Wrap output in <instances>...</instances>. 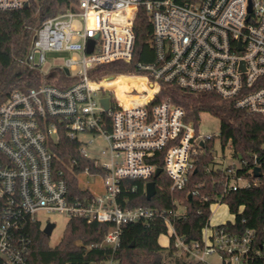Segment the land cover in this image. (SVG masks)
<instances>
[{
    "label": "built area",
    "instance_id": "2783aa9c",
    "mask_svg": "<svg viewBox=\"0 0 264 264\" xmlns=\"http://www.w3.org/2000/svg\"><path fill=\"white\" fill-rule=\"evenodd\" d=\"M28 1L0 0V11L23 9ZM140 6L152 21L154 61L138 69L147 82L157 85V92L162 82L188 93H214L232 100L235 108L264 116V0H76L78 10L40 24L22 58L38 83L11 92L0 104V264H28L30 227H44L35 215L54 212L107 224L100 246L112 255L120 246L123 225L159 217L169 234L168 246L172 243L187 262L206 263V257L217 255L221 264H264V238L258 239L252 230L238 233L209 223L200 241L186 242L172 225L184 211L122 209L117 203L120 182H150L158 169L169 177L171 191H182L210 137L199 134L172 102L152 105L157 92L143 105L125 107L116 90L105 85L119 76L89 75L100 65L131 61L132 25ZM127 8H132L129 16L118 21L117 14ZM90 40L93 48L88 53ZM48 52L73 54L62 66L44 72ZM102 98L109 100L107 110ZM60 130L80 143L85 157L80 136L104 139L99 155L103 162L93 159L105 171L101 194L69 199L66 182L53 172L46 143ZM235 168L225 169L224 191L247 185L232 179ZM98 264L119 260L112 257Z\"/></svg>",
    "mask_w": 264,
    "mask_h": 264
},
{
    "label": "trees",
    "instance_id": "16d2710c",
    "mask_svg": "<svg viewBox=\"0 0 264 264\" xmlns=\"http://www.w3.org/2000/svg\"><path fill=\"white\" fill-rule=\"evenodd\" d=\"M175 1L182 3L183 0ZM75 7L76 0H29L26 8L0 11V104L11 92L24 91L38 83L37 76L22 63L36 29L44 20ZM131 9L121 10L117 14V20L121 21L128 17ZM132 31L134 51L131 61L100 65L90 72L92 78L144 75L138 69V65L152 63L154 51L152 21L141 6L136 12ZM60 74L63 76V73ZM118 80L119 78H115L105 85L111 84L116 88ZM127 81L133 83L131 88L137 90V95L131 94L128 99H124L119 94L118 101L125 107L143 105L158 89L156 84L143 82L139 78L124 79V84ZM143 91L147 94L142 95ZM165 101L181 107L186 119L193 121L196 128L201 113L218 119L217 138L221 149L223 151L227 147L230 148L232 158L239 163L232 179L242 180L247 185L237 187L236 190L224 191L226 170L215 166L214 137L210 136L205 140L203 151L198 154L194 169L182 191H171V181L162 171L150 179L155 183L156 194L147 200L144 190L148 180L125 179L120 182V193L117 196L119 207L122 209L143 207L156 211H176L180 207L184 213L173 219V228L183 240L193 242L200 241L202 230L209 226L211 206L215 203H224L234 216V220L217 227L225 226L238 233L252 230L255 236L262 240L264 116L235 108L232 100L223 99L214 93H188L174 85L161 82L159 91L151 103L155 105ZM46 143L53 156V172L66 182L69 199L74 201L94 197L97 193L84 187L78 181V176L87 171L89 176L86 177L89 181H95L103 177L105 171L96 166L93 159L85 157L81 152L80 143L68 138L63 130L58 132L55 139L48 138ZM155 163L159 167L162 166L158 161ZM256 167H259V172H254ZM193 192L196 193L192 194ZM107 229L108 225L105 223L72 217L67 222L59 244L51 248L47 245L49 237L42 233L39 224H34L30 227L32 245L28 264H98L112 257L119 260V264H207L187 262L183 256L178 255L172 243L168 247L160 246L158 238L166 233L167 229L159 217L146 223L140 221L123 225L120 246L114 255L109 248L100 246ZM93 245L98 247H91Z\"/></svg>",
    "mask_w": 264,
    "mask_h": 264
},
{
    "label": "rangeland",
    "instance_id": "374dc122",
    "mask_svg": "<svg viewBox=\"0 0 264 264\" xmlns=\"http://www.w3.org/2000/svg\"><path fill=\"white\" fill-rule=\"evenodd\" d=\"M78 10L77 8H75ZM73 53L66 52H48L46 53V62L42 67L44 72H47L50 69H53L58 66H62L63 61ZM137 82V81H136ZM124 84V83H123ZM121 84V85H123ZM126 84H130L129 81ZM136 85V83H135ZM125 86V85H124ZM138 86V85H137ZM102 95L101 93L98 94ZM133 96L137 95V91L133 92ZM143 95V94H142ZM128 99V98H127ZM146 99L143 100L145 102ZM197 131L199 134L204 136H213V156L216 162L215 166L221 169H226L229 166L235 165L236 168L239 167V163L236 159L232 158L230 148H225L223 151L221 149L219 139L217 138L219 135V121L213 116L207 113H201L198 121ZM79 139L84 143L82 145V149L84 153L92 159L98 160V162L102 163L103 159L99 156L100 152L104 150L106 143L101 136L91 137L89 135L80 136ZM92 140V143L89 145L88 141ZM89 176L84 172L78 176V181L88 189L92 190L93 193L101 194L102 187L101 181L98 178L97 180L89 181ZM89 181V182H88ZM94 182L93 184H91ZM241 184V182H240ZM211 215L209 218L210 226H218L225 224L226 222H232L234 220V216L229 212V209L224 203H215L210 208ZM178 212L182 213L183 209L178 208ZM35 217L41 221L42 226H45L46 222L53 223L55 227L52 230L51 235L47 240V245L51 248L56 247L62 236L63 232L66 228L67 222L69 220L66 214L61 213H40L35 215ZM158 243L162 247H167L169 244V234L168 232L163 233L158 238ZM205 262L207 264H221L217 255H210L205 258Z\"/></svg>",
    "mask_w": 264,
    "mask_h": 264
},
{
    "label": "water",
    "instance_id": "95a60500",
    "mask_svg": "<svg viewBox=\"0 0 264 264\" xmlns=\"http://www.w3.org/2000/svg\"><path fill=\"white\" fill-rule=\"evenodd\" d=\"M27 7V4L24 5V8ZM250 8H248L249 10ZM35 39V36L33 37V40ZM92 48H93V40H90L89 41V45H88V48H87V52L90 53L92 51ZM241 68L243 69V65H241ZM66 72V71H65ZM100 103L103 105L104 109L107 110L108 108V103H109V100L108 98H102L100 100ZM260 169L259 167H256L254 169V172H259ZM161 173V170L158 169L155 173V176L159 175ZM260 174H256V176H259ZM156 194V189H155V183L153 181H150V182H147L145 184V196H146V199L147 200H150L154 195ZM55 227V225L53 223H47L43 229H42V233L49 237L52 233V230L53 228Z\"/></svg>",
    "mask_w": 264,
    "mask_h": 264
},
{
    "label": "bare ground",
    "instance_id": "6f19581e",
    "mask_svg": "<svg viewBox=\"0 0 264 264\" xmlns=\"http://www.w3.org/2000/svg\"><path fill=\"white\" fill-rule=\"evenodd\" d=\"M128 9H130V8H127V9H124V10L127 11ZM117 78H119V80H118V85H117L116 88L112 87L111 84H110V86H109V84L108 85L106 84V86L112 87V88H114L116 90V96H117L118 99H120L119 98V94H121L124 99L129 98L130 95H131V94L130 95H127V94H124L122 92L124 90L129 91L130 88L132 87V84H133V83L132 84H123L124 83L123 82L124 79H133V80H136L137 78H139L141 81L147 82L146 78H144L142 76H139V77L138 76H119ZM121 84H123V85H121Z\"/></svg>",
    "mask_w": 264,
    "mask_h": 264
}]
</instances>
